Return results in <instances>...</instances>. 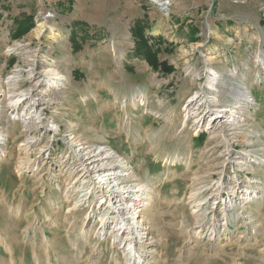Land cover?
I'll use <instances>...</instances> for the list:
<instances>
[{
  "label": "rangeland",
  "instance_id": "1",
  "mask_svg": "<svg viewBox=\"0 0 264 264\" xmlns=\"http://www.w3.org/2000/svg\"><path fill=\"white\" fill-rule=\"evenodd\" d=\"M0 15V130H8L0 155V264H126L111 237L96 235L98 220L85 219L89 205L69 209L70 177L59 160L71 137L117 152L150 189L149 264H264V0H0ZM7 16L20 19L4 25ZM46 16L57 34L47 29L33 37ZM136 19L147 21L148 45L157 64L171 68L166 73L134 53ZM74 21L87 26L86 40L78 34L71 41ZM19 23L23 33L14 36ZM17 43L22 47L13 49ZM29 52L36 53V69L53 60L68 74L64 89L53 93L56 103L43 105L45 121L59 132L27 129L8 107L9 75L20 68L14 93L37 79L28 78ZM208 68L221 75L218 106L236 99L237 89L248 90L251 102L236 124L196 127L195 116L187 117L189 97L206 90ZM228 140L236 167L225 155ZM235 173L261 196L234 203L230 210L241 217L224 226L216 215L227 238L196 237L187 226L193 190L207 184L213 197L214 180L228 189Z\"/></svg>",
  "mask_w": 264,
  "mask_h": 264
},
{
  "label": "bare ground",
  "instance_id": "2",
  "mask_svg": "<svg viewBox=\"0 0 264 264\" xmlns=\"http://www.w3.org/2000/svg\"><path fill=\"white\" fill-rule=\"evenodd\" d=\"M157 2L163 8L165 7V2ZM47 29L52 36L57 34L55 28L49 25L46 16V19L37 23L32 33L33 37L40 38ZM22 45L17 43L12 48L18 49ZM28 54L31 61L27 69L28 78L34 81V76H37V79L27 90L14 93L15 84L18 83L22 75L20 68L12 75H9L6 79L7 84H9L8 107L14 112L13 117L23 121L27 129L31 127L39 128L44 125L55 133L59 132L57 123H54L53 120H50V122L45 121L43 105L52 106L56 103L57 97L53 93L56 94L59 90L64 89L68 81V74L61 73L55 67L53 60L49 64L47 63L48 65L42 70L36 69V59L34 58L36 53L29 52ZM206 76L205 88L206 90H212L210 92L215 93V95L210 96V92L206 93V90L192 94L185 107L187 117L189 115L195 116L193 125L196 127L201 125L210 127L212 124L222 126L236 124L234 120L242 116L240 109L243 108L247 101L251 102L248 90L243 92L237 89L236 86L237 91L232 92L236 99L231 100L230 104L218 106L221 75L208 68ZM228 84L232 86V82L229 81ZM1 94L0 84V96ZM203 104L204 106L200 108V105ZM2 105L0 104V112L2 111ZM205 117L206 122L204 123ZM32 124L35 125L32 126ZM68 126L71 127L73 124L69 122ZM227 129L229 130V128ZM7 138L8 130L5 132L0 130V155L5 153ZM74 139V137L67 139L65 157L59 160L62 174L65 172L70 177L66 183L65 194L67 200L70 197L74 199V205L69 207V209L78 208L84 204L89 205L91 210L89 209V213H86L85 219L92 217L96 221L98 220L100 225L96 228V235L101 238L103 236L104 238L107 236L111 237L112 243L122 248L126 264H149L148 259L151 256V251L148 247L152 242V237L149 235L148 217H145V212L151 208V200L148 193L150 189L136 178L137 176L131 170L130 164L128 166V162L117 152L106 145L76 143ZM29 141L27 143H30ZM226 142V158L236 167L238 162L230 159L232 157H230L229 140ZM250 152L257 153L258 151L255 149ZM247 163L245 162L246 166L248 165ZM236 176L237 173L234 174V181L231 182V187L228 189L223 179H215L212 185L213 197L206 195L207 184L200 185L193 190L189 197L191 201H189L191 202V214L194 219L191 224L193 223L192 228L196 237L206 236L211 238L216 234H221L223 239L227 238V233H222L219 230L216 215L222 214V225L224 226L226 220H238L241 217V214L236 209L234 211L230 210L234 203L239 207L241 204L258 199L261 196L256 195V187L250 179L246 181L248 185L244 187L240 184L239 177L236 178ZM224 192L226 193L224 194ZM92 196L95 198L91 199ZM211 198L210 207H212L208 208L207 203H209L208 200ZM216 204H221L218 210L215 209ZM78 236L80 234L76 233V237ZM82 236H84V232ZM116 264L119 263L117 262Z\"/></svg>",
  "mask_w": 264,
  "mask_h": 264
},
{
  "label": "trees",
  "instance_id": "3",
  "mask_svg": "<svg viewBox=\"0 0 264 264\" xmlns=\"http://www.w3.org/2000/svg\"><path fill=\"white\" fill-rule=\"evenodd\" d=\"M21 24L19 23V27L14 31V36H19L23 33L21 29ZM87 26L80 21L73 22V28L70 33V39L72 42H76L75 39L78 38V34H80L82 40H86L88 38V31L85 30ZM148 29V23L145 19H136L133 27L131 28L132 38L134 40V53L136 56L144 58L147 62L151 63L153 68H157L160 66L161 70L166 73L169 71V68L165 63L157 64L156 54L157 50L148 45L146 30ZM81 40V41H82ZM171 69V68H170Z\"/></svg>",
  "mask_w": 264,
  "mask_h": 264
},
{
  "label": "crops",
  "instance_id": "4",
  "mask_svg": "<svg viewBox=\"0 0 264 264\" xmlns=\"http://www.w3.org/2000/svg\"><path fill=\"white\" fill-rule=\"evenodd\" d=\"M3 15H0V20H2L3 19ZM19 17V18H18ZM17 19H20V16H7V19L5 20V22H4V25L6 24V22H9V21H13V23H14V20L15 21H17ZM2 28V27H1ZM13 32V31H12ZM258 200V199H257ZM191 222H193V220L191 221L190 220V222L189 223H187V226L189 225V226H191V225H193V223L191 224Z\"/></svg>",
  "mask_w": 264,
  "mask_h": 264
}]
</instances>
